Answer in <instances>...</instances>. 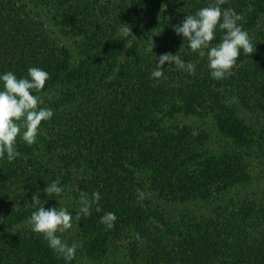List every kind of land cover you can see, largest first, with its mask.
Wrapping results in <instances>:
<instances>
[{"label":"trees","instance_id":"obj_1","mask_svg":"<svg viewBox=\"0 0 264 264\" xmlns=\"http://www.w3.org/2000/svg\"><path fill=\"white\" fill-rule=\"evenodd\" d=\"M210 2L0 0V73L26 76L30 66L48 71L44 89L35 94L51 95L42 106L54 110L41 122L35 144L18 139L21 156L0 159V264H74L22 226L36 207H53L63 198L75 169L81 178L72 193L73 216L81 192L102 197L100 212L94 205L91 215L74 219L87 256L100 259L126 245L130 264H264V192L259 200L232 194L251 184L248 159L264 158V128L240 119L227 99L264 118V28H257L264 0L222 5L242 14L255 46L249 55L241 50L232 75L222 80L211 78L207 56L192 52L173 28ZM124 26L132 34L124 36ZM222 36L217 29L211 43ZM150 37L154 55L145 51ZM166 52L191 61L195 73L165 62L166 79L157 83L151 72ZM178 114L212 118L231 151L210 154L204 132L164 125ZM53 180L65 188L60 197L43 192ZM34 194L41 198L35 207ZM150 196L186 208L172 216ZM105 212L116 214L111 229L100 222Z\"/></svg>","mask_w":264,"mask_h":264},{"label":"clouds","instance_id":"obj_2","mask_svg":"<svg viewBox=\"0 0 264 264\" xmlns=\"http://www.w3.org/2000/svg\"><path fill=\"white\" fill-rule=\"evenodd\" d=\"M224 2L225 0H214L197 9L194 14L185 15L181 24L173 26L177 35L187 39L192 52L207 56L209 75L215 80L226 79L232 75L241 50L248 55L255 51L249 33L240 23L243 20L242 14L233 8H222ZM217 29L223 30V36L219 43L213 45L211 42L216 38ZM120 32L127 36L131 28L124 26ZM149 40L145 51L153 54L154 44L151 37ZM165 62L188 74L196 71V66L191 61H185L178 53H162L156 57V67L151 72V78L157 83L161 78L166 79L163 67ZM49 78L50 73L37 66L28 67L26 76L18 77L13 71L0 73V159L12 162L20 157L18 139L27 145L35 144L41 122L49 121L54 116V110L42 106L43 100L35 94L44 89ZM64 191V186L58 180L47 183L43 189L46 195L56 197H60ZM101 198L99 191H93L90 196L81 192L75 217L66 207L45 208L41 205L28 217V223L33 232L43 235L54 253L66 262L71 261L78 245L75 242H65L57 233L71 229L74 219L79 220L81 215H91L94 205L95 210L100 212ZM40 199L37 194L32 196L34 207L40 205ZM116 219L114 212H105L100 217V222L107 229H111Z\"/></svg>","mask_w":264,"mask_h":264},{"label":"rangeland","instance_id":"obj_3","mask_svg":"<svg viewBox=\"0 0 264 264\" xmlns=\"http://www.w3.org/2000/svg\"><path fill=\"white\" fill-rule=\"evenodd\" d=\"M147 6L149 7L148 1ZM41 17L44 19L47 26L60 38V40L71 50H73V44L70 39H68L64 34L60 31L59 27L55 26L52 20L48 17V15L44 11H40ZM258 29L264 28V14L258 21L257 24ZM51 95L41 96L43 100V105L45 104L46 99H49ZM228 101L233 104L237 115L240 119L245 121L247 124H250L254 128H264V118H256L249 114L247 110H245L242 105L239 104L233 97H227ZM165 126L169 125H186L192 127V129L196 131H202L207 135V139L204 144V148L213 155H218L223 152L231 151L232 144L231 142L225 138L217 129V126L212 118H203L199 116L186 115V114H178L175 115L171 119H166L164 121ZM249 170L252 177L251 184L246 189L235 190L233 191V195L236 196H248L259 200L262 192H264V158L260 156H251L248 159ZM81 178V170L75 169L73 171L72 179L66 188L65 195L63 198L57 202L53 207H66L69 211H71L73 200L72 193L77 182ZM231 194V195H232ZM153 204L158 206L159 209L165 211L167 214L176 216L180 210L186 208V206L179 205H171L164 203L155 197L150 196ZM194 210H199L198 206H190L189 208ZM192 209V210H193ZM22 227H31L29 223L23 224ZM62 237V239L71 244L73 242L77 243L78 248L76 250L74 256V264H130L127 258L126 245H121L111 251H109L104 257L100 259H94L87 256L82 249V245L80 239L78 237L77 227L73 221V227L69 230H66L63 233H57Z\"/></svg>","mask_w":264,"mask_h":264}]
</instances>
